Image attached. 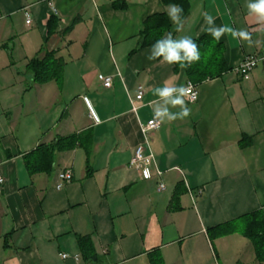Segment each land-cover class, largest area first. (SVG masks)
<instances>
[{
  "label": "crops",
  "instance_id": "obj_1",
  "mask_svg": "<svg viewBox=\"0 0 264 264\" xmlns=\"http://www.w3.org/2000/svg\"><path fill=\"white\" fill-rule=\"evenodd\" d=\"M188 1L177 33L162 0H0V264H259L237 234L242 217L264 211V64L249 80L236 69L264 52V25L247 0ZM205 12L259 44L226 34L227 71L199 84L148 60L149 17L168 18L161 37L196 40ZM47 52L64 62L63 77L34 84L28 64ZM166 80L194 84L198 100L186 119L144 134L153 88ZM82 133L89 139L57 153L50 173L28 172V154ZM140 145L153 156L149 179L131 165ZM64 171L72 180L59 190Z\"/></svg>",
  "mask_w": 264,
  "mask_h": 264
},
{
  "label": "trees",
  "instance_id": "obj_2",
  "mask_svg": "<svg viewBox=\"0 0 264 264\" xmlns=\"http://www.w3.org/2000/svg\"><path fill=\"white\" fill-rule=\"evenodd\" d=\"M164 4H178L183 8L182 16L186 18L190 12L188 0H162ZM166 15H154L144 23V30L140 35L142 48L149 47L154 41L160 39L163 33L171 26ZM50 32L51 27H50ZM201 52V59L191 67L185 68L188 80L199 84L207 79L221 76L227 71L224 57V46L219 41L206 34L196 39ZM28 70L34 75V84H46L51 81H58L63 77L64 62L57 58L54 52H47L43 57L33 59L28 64ZM87 133L72 135L66 138L55 139L50 145H41L37 150L25 157V164L28 172L32 175L45 172L50 173L55 164L56 154L69 151L75 148L81 138L88 140ZM172 210V209H170ZM245 225L244 234L250 239L255 252L256 262L264 264V211H256L241 218ZM223 227V226H221ZM218 227V228H221ZM85 238L79 237L80 244H84ZM152 264H162L160 260Z\"/></svg>",
  "mask_w": 264,
  "mask_h": 264
},
{
  "label": "clouds",
  "instance_id": "obj_3",
  "mask_svg": "<svg viewBox=\"0 0 264 264\" xmlns=\"http://www.w3.org/2000/svg\"><path fill=\"white\" fill-rule=\"evenodd\" d=\"M245 7L248 15L255 18L257 25H264V0H247ZM162 10L166 12L175 26V31L182 32L185 25V18L182 16L183 8L178 4H169ZM203 17L206 27L202 31L217 42L227 34L234 40L246 43L249 47L259 44V41L253 40L252 32L248 29H236L228 24L216 26L215 18L208 12L203 13ZM147 58L148 60H159L170 66L178 65L184 69L198 63L201 59V52L192 36L174 37L172 32H168L153 42ZM153 93L157 99L151 101L150 106L157 123L184 120L191 115L192 109L188 107V102L194 98L195 93L191 92L190 84L188 86L177 85L175 82L166 80L162 86L154 87ZM173 109L178 110L173 111Z\"/></svg>",
  "mask_w": 264,
  "mask_h": 264
},
{
  "label": "built area",
  "instance_id": "obj_4",
  "mask_svg": "<svg viewBox=\"0 0 264 264\" xmlns=\"http://www.w3.org/2000/svg\"><path fill=\"white\" fill-rule=\"evenodd\" d=\"M31 23V17L30 15H27V24L30 25ZM264 64V52L246 56L242 60V63L239 64V67L236 69L237 74L240 78L244 80H249L251 77L252 72L259 66ZM102 82L105 88H111L113 86V79L111 77H102ZM191 85V92L195 93V96L193 99H190V102H195L198 100L199 92L196 89V86L192 83ZM144 92L142 89H139L137 100L141 101L143 98ZM161 124L157 123L154 119L149 121L147 125H145L142 130L143 133H151L155 132L158 129H160ZM153 163V156L148 155L146 152V149L143 145H140L136 148L133 158L131 160V165L135 167L138 171H141L143 177L145 179H149L151 174V167ZM72 173L70 171H64L61 172L58 176V185L57 189H62L66 183L70 182L72 180ZM3 182V179L0 177V183ZM166 189V186L162 183L159 185V192H164ZM63 258H68L67 255H63Z\"/></svg>",
  "mask_w": 264,
  "mask_h": 264
},
{
  "label": "rangeland",
  "instance_id": "obj_5",
  "mask_svg": "<svg viewBox=\"0 0 264 264\" xmlns=\"http://www.w3.org/2000/svg\"><path fill=\"white\" fill-rule=\"evenodd\" d=\"M18 68H20V70H21V69H24V66L23 67L22 66H19ZM244 228H245L244 223H241V225H239V227H238L240 234H237V235L239 236V238L241 237V239H244L243 236H242V234H241L242 233V229H244Z\"/></svg>",
  "mask_w": 264,
  "mask_h": 264
}]
</instances>
